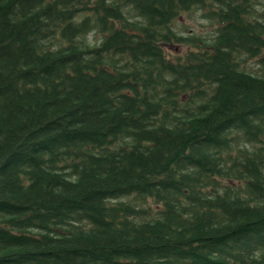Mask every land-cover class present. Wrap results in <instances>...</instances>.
<instances>
[{"label":"trees","instance_id":"1","mask_svg":"<svg viewBox=\"0 0 264 264\" xmlns=\"http://www.w3.org/2000/svg\"><path fill=\"white\" fill-rule=\"evenodd\" d=\"M0 264H264V0H0Z\"/></svg>","mask_w":264,"mask_h":264},{"label":"rangeland","instance_id":"2","mask_svg":"<svg viewBox=\"0 0 264 264\" xmlns=\"http://www.w3.org/2000/svg\"><path fill=\"white\" fill-rule=\"evenodd\" d=\"M174 26L176 31L183 36L190 34H202L203 36L209 38L212 34V27H210L207 23L202 22L199 19L198 13H193L190 16L183 15L175 22ZM248 65L253 68L254 71L257 70V65L253 61H248ZM146 204L155 208L150 201Z\"/></svg>","mask_w":264,"mask_h":264}]
</instances>
